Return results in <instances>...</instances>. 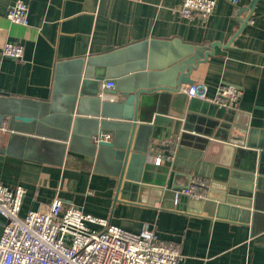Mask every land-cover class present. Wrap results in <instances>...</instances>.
Masks as SVG:
<instances>
[{
  "label": "crops",
  "instance_id": "crops-1",
  "mask_svg": "<svg viewBox=\"0 0 264 264\" xmlns=\"http://www.w3.org/2000/svg\"><path fill=\"white\" fill-rule=\"evenodd\" d=\"M14 1L0 0V46L19 44L23 55L17 60L0 53V92L20 106L37 104L29 122L16 121L23 128L0 127V182L24 186L19 214L58 196L66 206L127 230L153 229L179 248V264H264V0H256L252 9V0H215L205 18L181 16L182 0H24L26 25L6 18ZM150 40L159 42L150 71L155 73L165 72L175 50L164 43L212 44L213 54L190 73L193 84L204 85L208 98L222 84L236 86L242 94L225 112L197 104L190 113L198 128L183 130L178 120L189 112V98L182 84L167 101L173 117L169 131L150 142L151 165L142 174L147 182L122 194L107 151L100 154L87 133L92 117L75 113L70 83L77 65L68 63L95 58L94 65L103 67L105 55ZM107 79L116 85L117 77ZM110 95L114 102L122 100L116 88L104 100ZM94 105L88 98L84 113L91 114ZM67 119L70 129L65 132ZM74 120L79 121L75 130ZM165 139L175 143L168 150L157 148ZM246 173H253L257 205L249 207L246 221L193 212L190 199L180 198L173 208L172 188L181 190L200 178L207 183L206 196L209 189L217 196L232 175L244 184ZM2 221L0 216V234Z\"/></svg>",
  "mask_w": 264,
  "mask_h": 264
},
{
  "label": "water",
  "instance_id": "water-1",
  "mask_svg": "<svg viewBox=\"0 0 264 264\" xmlns=\"http://www.w3.org/2000/svg\"><path fill=\"white\" fill-rule=\"evenodd\" d=\"M255 2L256 0H252L251 9ZM158 44L159 42L154 40L143 41L107 54L103 58L106 67L95 66L94 62L97 60L95 58L87 60L81 58L68 63L77 65L76 73L70 83L71 99L75 102L73 103L75 113L89 115L93 119L89 121L90 127L87 133L91 137L101 132L110 131L112 133L108 141L94 143V148L100 154H105L104 151H107L112 172L118 177L117 191L122 194H126L130 189L139 188L140 182H147L142 174L143 170H147L151 165L147 161L150 142L151 140L160 141L173 122V117L167 108V101L173 93L181 89L182 84H193L190 78L191 71L197 67L199 62L213 54L212 44L204 47L183 44L177 40L172 43L167 42L164 44L175 48L167 59L170 65L165 72L163 70L158 73L150 72L154 69L153 49ZM137 47H140L138 51ZM120 58L122 61L118 63ZM108 76L117 77L114 87L119 90L122 100L106 101L100 97L99 82ZM115 88L107 92L113 94ZM6 96L8 94L0 92V127L2 123H5L6 129H21L23 125L16 121L29 122L33 118L30 114L35 115L34 106L37 104L30 102L25 106H20L21 103L16 98H5ZM88 98L95 104L90 110L91 114L84 113L83 103ZM188 100L189 112L182 120H178L183 130L198 128L197 124L192 122L193 116L190 113L197 104H203L204 108L216 109L218 113L227 111L225 107L208 100L195 97ZM68 111L70 114L73 113L71 109ZM68 120L65 132L70 129ZM71 122L72 120H70V125ZM78 122L74 120L73 130L76 129ZM182 136H179V143H182ZM156 147L168 150L171 146L160 142L156 143ZM242 181L245 183L235 180L232 175L228 182L222 185L217 196H213L209 189L203 200H189L186 195L176 193L178 187L172 188L173 208L182 198L189 200L188 209L193 212H205L209 216L232 221H246L248 214H251L249 207L253 204V208H257L256 203H253V173L244 174Z\"/></svg>",
  "mask_w": 264,
  "mask_h": 264
},
{
  "label": "built area",
  "instance_id": "built-area-1",
  "mask_svg": "<svg viewBox=\"0 0 264 264\" xmlns=\"http://www.w3.org/2000/svg\"><path fill=\"white\" fill-rule=\"evenodd\" d=\"M233 4L239 0H229ZM215 6V0H182L178 7L181 16L190 17L198 13L205 18ZM28 8L24 0H15L6 11V18L17 24H27ZM3 56L20 60L23 47L6 42L0 46ZM115 86L113 79L102 80L99 95L105 99L107 91ZM188 98L195 97L214 102L224 107H233L242 94L240 88L230 84L218 87L214 98H208L201 84H190L183 88ZM105 94V96H104ZM111 96V95H110ZM109 100H113V95ZM111 133L101 132L92 137L97 143L108 141ZM163 144H172L165 139ZM172 150V149H171ZM166 157H172V151ZM161 157L155 158L159 164ZM205 180L193 178L191 183L176 193L189 199L206 198ZM25 188H13L0 182V264H179V248L160 238L147 226L138 232L110 223L106 218L84 213L73 205H64L55 196L36 210L24 215L19 211Z\"/></svg>",
  "mask_w": 264,
  "mask_h": 264
}]
</instances>
